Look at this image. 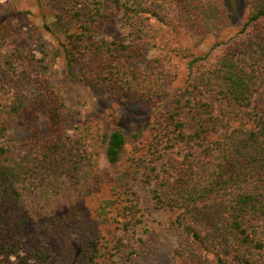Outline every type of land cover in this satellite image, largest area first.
Returning <instances> with one entry per match:
<instances>
[{
    "label": "trees",
    "instance_id": "obj_1",
    "mask_svg": "<svg viewBox=\"0 0 264 264\" xmlns=\"http://www.w3.org/2000/svg\"><path fill=\"white\" fill-rule=\"evenodd\" d=\"M51 1L56 10L46 29L68 33L77 20L83 21L69 34L64 55L45 49L40 56L20 48L0 52V264H25L18 253L24 245L33 253L32 264L54 263L37 230L21 239L16 216L22 209L34 210L19 220L22 231L29 217L42 213L43 204L27 208L33 201L31 186L37 191L32 197L40 193L47 203L66 190H71L70 199L80 192L98 165L100 141L118 168L111 196L88 223L95 234L89 242L93 249L82 248L77 264L95 263L102 254L96 239H103L104 226L112 222L130 244L139 241L136 234L145 230L139 181L150 184L154 208L173 211L177 240L171 264H264V0H248L247 17L229 42L190 60L185 86L173 94L167 112L153 119L150 139L134 144L127 155L120 128L101 135L97 119L73 124L53 80L55 61L63 55L66 72L74 77L75 67L89 60L88 69L77 76L82 83L106 80L139 99L159 101L166 95V74L161 61L148 57L159 45L153 35L149 38L157 33L152 20L172 31L185 28L200 44L229 25L233 2L112 0L125 26L124 38L96 43L92 24L102 15L101 0L94 3L99 5L94 12L79 7L78 0ZM4 40L0 36V49ZM24 116H42L45 127L23 126L26 136L15 139L8 124ZM72 213L61 221L78 225L79 213ZM11 257L20 260L14 263Z\"/></svg>",
    "mask_w": 264,
    "mask_h": 264
},
{
    "label": "rangeland",
    "instance_id": "obj_2",
    "mask_svg": "<svg viewBox=\"0 0 264 264\" xmlns=\"http://www.w3.org/2000/svg\"><path fill=\"white\" fill-rule=\"evenodd\" d=\"M79 7L85 10L89 8L92 12L94 7L99 6L97 0H78ZM233 10L229 25L219 31L208 34L200 44H196L190 31L179 28L172 31L167 26L151 22L157 28V33L152 32L149 38L158 47L148 52V57L157 58L163 64L165 73V92L166 95L159 101H146L134 97L129 89H118L110 81H100L94 84H84L78 77L89 67V60L86 64L75 67L71 77L66 72L65 59L63 55L69 47V34L74 30H79V24L83 21L77 20L76 25L69 29L68 33L51 31L45 28L44 24L52 21L56 5L49 0H0V36L5 40L0 52L4 55L12 52L16 48L24 51L34 52L37 55L41 49L51 53L54 50L60 51L61 56L55 61L53 78L64 98L69 114L72 116L73 124L86 120H99L100 134H108L114 128H120L126 138L125 155L133 149L134 144L143 145L150 139L151 123L153 119L162 113H166L170 99L182 89L188 78L189 62L196 57L204 56L208 51L218 49L236 36L241 29L247 14L248 0H232ZM86 6V7H84ZM101 6V7H100ZM99 11L102 15L96 16L93 29V40L100 43L102 39L122 40L125 34V26L120 20V13L113 5L112 0H101ZM155 34V35H154ZM201 59L195 62L199 63ZM98 69V67H95ZM106 73V71H104ZM37 73L32 74L33 77ZM37 120L30 116H24L12 120L8 124L9 134L15 139H22L26 132L23 126L33 130L43 129L45 119L39 116ZM25 120L28 124L24 125ZM28 135V134H27ZM105 143L100 141V156L98 165L89 179L88 183L80 192L74 193L70 199L68 195L71 190H66L63 194L53 196L52 203L35 196L37 192L31 186L30 193L32 202L27 208L38 209L43 204L44 209L40 215H34V210L22 209L16 216L14 223L15 230L24 241L33 231L37 230L39 236L47 240V244L52 250L53 264H77L82 248L93 249L89 243L94 238L93 227L88 225L94 222L93 216L98 205L103 199L112 194L114 184L113 176L117 172L118 165L110 162L104 152ZM136 189L140 197V207L143 214V232L136 234L139 241L130 244L128 237H124L120 231V225L112 222L103 228V239L98 240L102 247V254L96 258L93 264H171V250L176 243V228L172 222L173 211L169 209H156L150 199V184L139 181ZM31 191V192H30ZM39 197V202L38 198ZM41 198V199H40ZM74 210H69L68 205ZM73 216L72 212H77L78 225L65 224L62 216L66 213ZM33 214L27 219L25 228L21 231L18 226L19 220ZM1 216V214H0ZM55 217L56 222L51 218ZM51 222L49 226L46 223ZM79 226V227H78ZM122 239L117 241V238ZM102 238V237H100ZM18 253L26 258L25 264L35 262L30 247L23 246ZM14 263H18L19 257H11Z\"/></svg>",
    "mask_w": 264,
    "mask_h": 264
}]
</instances>
